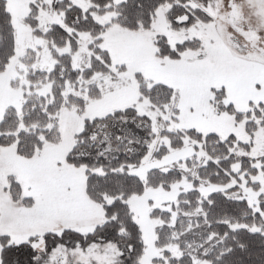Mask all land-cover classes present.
I'll use <instances>...</instances> for the list:
<instances>
[{"label": "snow or ice", "instance_id": "6c2138e0", "mask_svg": "<svg viewBox=\"0 0 264 264\" xmlns=\"http://www.w3.org/2000/svg\"><path fill=\"white\" fill-rule=\"evenodd\" d=\"M0 264H264V0H0Z\"/></svg>", "mask_w": 264, "mask_h": 264}]
</instances>
